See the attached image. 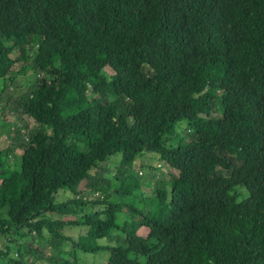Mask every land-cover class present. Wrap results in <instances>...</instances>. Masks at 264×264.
Masks as SVG:
<instances>
[{
  "label": "trees",
  "instance_id": "16d2710c",
  "mask_svg": "<svg viewBox=\"0 0 264 264\" xmlns=\"http://www.w3.org/2000/svg\"><path fill=\"white\" fill-rule=\"evenodd\" d=\"M2 101L0 263L264 264V0H0ZM143 154L170 167L147 211L113 200L141 195ZM25 237L57 253L31 262Z\"/></svg>",
  "mask_w": 264,
  "mask_h": 264
},
{
  "label": "rangeland",
  "instance_id": "374dc122",
  "mask_svg": "<svg viewBox=\"0 0 264 264\" xmlns=\"http://www.w3.org/2000/svg\"><path fill=\"white\" fill-rule=\"evenodd\" d=\"M33 53V48L29 47L27 50V55H28V60L31 58ZM12 55L14 57H16L17 51H14L12 53ZM27 60V61H28ZM23 63L22 60H17V62L13 65V70H17L21 64ZM105 72L111 74L112 71L108 68L105 67ZM34 79L33 75H28L26 77L21 78L20 80H16L14 82V84L8 88L7 92H11L13 90H15V88L19 85H27L28 83H30V81H32ZM4 103V101H2V103H0V108L2 106V104ZM6 118L8 120H13L14 119V114L13 113H3L0 111V119ZM33 125L32 122H30L31 126ZM183 123H178L176 125V131L179 132L181 130H183ZM26 132H22V136L25 135ZM11 135V134H10ZM10 135L5 136V134L0 135V145H4L6 144L9 140H10ZM21 154V148L16 147L14 150V156L12 157V160L9 159V162L12 164L13 162L16 163V161L19 159V155ZM118 162H119V156H111L106 162L102 163V165H106L107 169L109 170L108 173H104L103 176L107 177L110 182L113 184L114 183V178H113V172L115 171V167L118 166ZM148 166H155L156 168H152L150 173L149 170L150 168ZM111 171V172H110ZM170 171V167L163 161L156 159V157H153L152 155H146L143 154L141 156H138L135 159V162L132 166L131 172L138 177L139 181H140V193L141 195L136 192L134 194H130L128 196H117L113 198V200L119 201V202H123V203H127L129 204L131 207L138 209V210H142V211H147L146 209L149 208L148 202L149 200L146 199L145 197L153 194L152 192V184L154 182V180H166L167 178V173ZM152 176H151V175ZM85 186L84 181H82L79 185V189H83V187ZM237 189L239 191H241V187H237ZM70 192L68 191H64V190H59L56 194H55V199L56 201H62L68 197H70ZM101 195L103 198H107L108 194H101L99 192V194L97 195H93L90 193H85V197L86 198H91V197H97ZM101 206L99 205H94V206H90V207H85L84 210L85 211H89L90 209H100ZM132 210L128 207H124L123 210L121 212H119L117 214V222L120 223L122 222L123 219H126L128 221H130L131 219H133V214H131ZM134 213V212H133ZM66 214V213H64ZM51 216L53 217H59L60 214L57 213H51ZM68 216V215H66ZM84 227L83 226H76V227H70L68 228V230L66 229V231L70 232V233H83L84 232ZM138 233L145 236L147 233V229L145 227H141L138 229ZM111 236H115L117 238H122V233L119 229H113L111 231V233L109 234L108 238H111ZM101 239L98 241V243L100 244H106V245H114L117 241L116 240H110V239ZM20 241L22 242H27L29 244H31L32 247V252L29 254L28 259L31 262H39L42 261L43 257L46 255H55L57 253V250L46 244L41 238L36 237V238H32V237H25L23 239H21ZM0 242L2 243V238L0 237ZM0 243V244H1ZM68 245L63 246V250L67 251V249H69V243H67ZM76 257L78 258V262L79 264H106L107 262V258H108V251H98L96 253H84L82 251L77 250L75 252ZM62 257H66V258H70L71 259V255L63 253L61 255ZM0 264H4V263H0Z\"/></svg>",
  "mask_w": 264,
  "mask_h": 264
}]
</instances>
